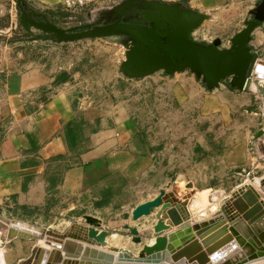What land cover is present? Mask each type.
Masks as SVG:
<instances>
[{"label":"rangeland","instance_id":"obj_1","mask_svg":"<svg viewBox=\"0 0 264 264\" xmlns=\"http://www.w3.org/2000/svg\"><path fill=\"white\" fill-rule=\"evenodd\" d=\"M121 1L124 0L99 5L98 12L93 14L70 12L60 4L48 7L42 0H0V81L12 71L34 64H47L49 70L62 68L55 81L66 83L75 99H85L110 115L118 106L120 117L130 118L147 149L154 153L158 167L179 192L192 193L191 207L195 205V212L199 211L198 207L205 209L200 218H207L239 181L233 178L219 182L217 176L223 174L219 175L218 169L212 174V158L220 155L224 146L237 151L245 129H249L251 135L245 146L260 148L255 135L264 130V111L260 108L261 105L264 108V104L242 103L239 89L231 85L230 78L222 80L219 87L208 89L202 78L190 69L171 75L158 71L140 79L128 78L120 69L127 50L123 37L64 41L34 27L29 32L21 23L22 10H25L43 13L63 28L84 27L87 23L107 19L111 9ZM207 25L200 26L193 37L210 41L213 34L208 36ZM224 44L227 42L221 41V46ZM259 60L264 61V55L257 54L255 62ZM179 77H185V81L177 80ZM259 84L264 86V83ZM86 132L82 125L76 128L75 145L77 139H86ZM190 183L193 187H188ZM147 195L144 182L134 183L125 176L110 175L79 203L81 205L74 210L79 215L73 217L85 222V214L96 215L102 220V228L111 233L107 249L127 248L138 253L155 237L151 238L149 230L154 215L137 221L132 219V211ZM195 200L199 201L198 207ZM31 224L46 227L35 224V220ZM126 224L139 229L142 243L132 241ZM5 234L0 233V244ZM3 253L0 249L1 261H4Z\"/></svg>","mask_w":264,"mask_h":264},{"label":"crops","instance_id":"obj_2","mask_svg":"<svg viewBox=\"0 0 264 264\" xmlns=\"http://www.w3.org/2000/svg\"><path fill=\"white\" fill-rule=\"evenodd\" d=\"M111 1L114 0H101L100 6ZM160 1L179 2L206 14L209 18L204 23H208V36L213 34V38L207 42L201 40L211 43L219 38L227 42L222 47L231 45V38L244 28L246 19L253 18L251 12L260 2ZM42 2L48 7L60 4V0ZM249 45L255 57L259 53L264 55V22L252 33ZM61 69L49 70L47 64H34L12 71L0 81V212L8 219L31 223L35 220V224L57 233L65 232L73 223H84L79 217H73L79 215L74 210L110 175H122L134 183L144 182L148 195L143 202L155 198L160 190L174 186L158 167L154 153L147 149L130 118H121L118 106L110 115L85 99H75L66 83L55 81ZM176 79L185 81V77ZM260 87L239 90L242 103L264 104V86ZM260 108L264 111L263 105ZM80 125L87 131L86 139H77V145L71 147L67 131ZM250 136L249 129H245L237 151L224 146L220 155L213 156L211 171L216 174L218 169V174H223L217 176L219 182L238 179L234 189L252 184L262 192L264 138L256 141L259 149H250L245 146ZM190 207V221L195 217L200 219ZM156 214L157 211L151 214L154 218L149 223L151 238L156 235L153 230ZM1 241L5 264H19L31 256L39 240L20 236L10 239L5 234Z\"/></svg>","mask_w":264,"mask_h":264},{"label":"water","instance_id":"obj_3","mask_svg":"<svg viewBox=\"0 0 264 264\" xmlns=\"http://www.w3.org/2000/svg\"><path fill=\"white\" fill-rule=\"evenodd\" d=\"M111 10L114 17L84 27L63 28L43 13L25 10L21 23L29 32L34 27L64 41L123 37L127 50L120 69L131 79L190 69L208 89L219 87L226 78L239 90L261 88L264 61L255 62L249 43L264 22V0L231 38L229 47H222L219 38L211 43L196 40L193 33L209 17L179 2L124 0ZM261 138L264 130L255 135L256 141ZM260 191L264 193V180ZM191 197L192 193L181 195L172 186L135 207L134 221L157 211L155 240L138 253L127 248L107 249L111 233L102 228L100 218L90 214L83 216L84 223H73L63 233L5 218L1 212L0 227L10 239L20 236L43 241L19 264H247L264 258V198L254 185L239 186L220 201L210 217L193 221ZM125 228L131 231L133 242L142 243L137 227L126 224Z\"/></svg>","mask_w":264,"mask_h":264},{"label":"built area","instance_id":"obj_4","mask_svg":"<svg viewBox=\"0 0 264 264\" xmlns=\"http://www.w3.org/2000/svg\"><path fill=\"white\" fill-rule=\"evenodd\" d=\"M101 0H60V5L67 11L74 13L98 12Z\"/></svg>","mask_w":264,"mask_h":264},{"label":"bare ground","instance_id":"obj_5","mask_svg":"<svg viewBox=\"0 0 264 264\" xmlns=\"http://www.w3.org/2000/svg\"><path fill=\"white\" fill-rule=\"evenodd\" d=\"M115 16V13H113V12H109L108 13V16H107V18H111V17H114ZM258 93H260V92H258ZM262 95V94H261ZM263 97V96H262ZM257 185V184H256ZM258 186V185H257ZM261 194H262V197L264 198V193L263 192H261ZM213 196V195H212ZM212 196H211V198H212ZM217 198H218V196H217ZM213 199V198H212ZM216 199V198H215ZM197 200H199L200 201V199H197ZM219 200V199H218ZM221 200V199H220ZM196 201V200H195ZM199 201H196L197 203H196V206L198 207V205L197 204H199ZM216 201H217V199H216ZM193 202V201H192ZM193 203H195V202H193ZM192 203V204H193ZM213 203H215V202H213ZM213 203H212V205H213ZM215 205V204H214ZM220 205V204H219ZM191 205H189V207H190ZM194 206L195 205H192V209L194 208ZM213 207V206H212ZM211 207V208H212ZM191 208V207H190ZM201 207H198V209H199V211H197V212H195L194 210H193V212L195 213V215H197V217H201V216H204L203 215V212H205V209H200ZM214 208H216V205H215V207H213V210H214ZM218 208V207H217ZM217 208L214 210V211H216L217 210ZM191 210V209H190ZM208 210H210L209 208H208ZM207 211V210H206ZM195 219H198V218H196L195 217ZM26 223V225H33V227H34V224H31V223H29V222H25ZM36 226V225H35ZM36 228H41L40 226H36ZM4 232V233H6L5 231H4V229L2 228V227H0V233L1 232ZM156 236V235H155ZM154 240H155V237L153 238V239H151L150 241H149V243H152V242H154ZM39 243H40V245L43 243V241L42 240H39L38 241ZM148 243V244H149ZM38 244V243H37ZM2 260V257L0 256V264H5V261H1ZM247 264H264V258L263 259H260L259 261H253V262H249V263H247Z\"/></svg>","mask_w":264,"mask_h":264},{"label":"trees","instance_id":"obj_6","mask_svg":"<svg viewBox=\"0 0 264 264\" xmlns=\"http://www.w3.org/2000/svg\"><path fill=\"white\" fill-rule=\"evenodd\" d=\"M71 124L72 123H70L68 126L70 127ZM76 128L68 129V131H67V139L69 140V144H70L71 147H74L75 144H76L75 143L76 142L75 138L77 136L76 135Z\"/></svg>","mask_w":264,"mask_h":264}]
</instances>
